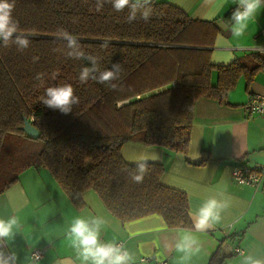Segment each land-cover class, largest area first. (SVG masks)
Instances as JSON below:
<instances>
[{"label":"trees","instance_id":"16d2710c","mask_svg":"<svg viewBox=\"0 0 264 264\" xmlns=\"http://www.w3.org/2000/svg\"><path fill=\"white\" fill-rule=\"evenodd\" d=\"M13 2L18 31L30 46L23 52L14 45L0 46V194L27 168L42 167L77 208L83 205L82 192L92 189L122 221L157 213L169 227L188 226L186 195L159 182L162 165L147 163L143 182L135 183L136 164L123 160L121 146L130 139L183 152L194 102L202 96L223 101L241 75L250 83L256 70L264 68V56L250 53L213 65L208 46L218 26L191 20L169 3L153 2L147 22L138 17L129 23L127 8L116 12L104 2L97 11V0ZM233 10L225 14L227 22H232ZM61 29L75 35L86 54L100 58L101 70L121 64L117 90L91 79L79 81L89 62L53 50L63 47ZM105 42L108 46L101 47ZM213 69L218 73L215 86L210 82ZM37 73L43 74L42 83L35 79ZM63 84L79 97L66 114L41 102L47 87ZM147 92L152 93L142 96ZM24 118L38 129L37 137L21 130ZM208 264H227L220 248Z\"/></svg>","mask_w":264,"mask_h":264},{"label":"crops","instance_id":"0c3cea01","mask_svg":"<svg viewBox=\"0 0 264 264\" xmlns=\"http://www.w3.org/2000/svg\"><path fill=\"white\" fill-rule=\"evenodd\" d=\"M174 5L191 20L215 23L219 31L210 49L213 65H227L235 59L247 57L255 45H264V8L247 22L242 34L237 26L227 22L225 14L237 7L238 0H153ZM218 73L211 70L210 82L215 86ZM241 75L223 101L202 96L193 105L187 148L174 152L160 146H147L127 140L120 149L129 164L141 156L156 155L163 172L159 182L185 193L188 226L169 227L163 218L152 213L122 221L106 209L92 189L82 192L83 205L77 208L64 193L50 171L30 167L19 174L18 180L0 194V219L16 217L20 227L16 235L3 247L15 252L17 264H30L31 254L40 249L38 264H68L75 261V250L67 237L68 226L76 217H102L106 226L105 241H123L133 255L134 264H142L143 256L167 259L170 264H208L213 253L224 244L227 264H242L243 256L264 259V178L257 188L241 186L231 177L236 166L264 165V115L249 116L243 109L251 95L264 94V68L256 70L250 83ZM203 162V163H199ZM223 192L228 207L212 229L192 234L198 250L178 251L175 242L184 230H192L190 212L198 209L210 195ZM235 247L243 249L236 254Z\"/></svg>","mask_w":264,"mask_h":264},{"label":"clouds","instance_id":"9594fccd","mask_svg":"<svg viewBox=\"0 0 264 264\" xmlns=\"http://www.w3.org/2000/svg\"><path fill=\"white\" fill-rule=\"evenodd\" d=\"M110 3L116 12L129 10L128 22L139 19L147 22L151 14L153 0H97V11L103 7V3ZM264 8V0H238V6L233 10L231 20L237 26V33L242 34L247 27V22L254 19L256 14ZM13 0H0V46L9 47L14 45L19 52H23L30 46L27 37L19 33V22L13 17ZM58 38L64 44L62 48H55L54 51H63L69 59L86 60L90 66L83 67L79 73V81L87 83L90 79L101 84H106L113 90L118 89L116 81L120 80L122 67L120 63L112 64L111 68L101 70L99 67L100 58L91 54H86L78 38L65 29L58 32ZM107 42L101 47L106 48ZM253 51L264 54V46L255 45ZM35 59V58H34ZM36 80L43 82V74L37 73ZM119 90H123L120 88ZM41 102L51 109H58L62 113H69L73 106L79 103V97L75 95V90L70 84L50 86L45 89V94ZM158 157L141 156L134 162L135 171L131 179L135 183H142L148 170L147 161L156 160ZM226 194L219 192L210 195L203 201L198 209L190 212L192 230H184L183 234L175 242L178 251L198 250V241L192 234L195 232H206L212 229L221 219V213L228 207ZM106 226V221L102 217L91 218L76 217L68 226L67 237L72 242L76 259L80 264H134L133 255L123 244L115 241H105L102 232ZM20 227L18 219H0V264H17L15 252L6 253L3 247L11 241L15 235V229ZM39 256L34 254L30 258V264H38ZM68 264H75V261H68ZM242 264H264V259H256L252 255L243 256Z\"/></svg>","mask_w":264,"mask_h":264},{"label":"built area","instance_id":"2783aa9c","mask_svg":"<svg viewBox=\"0 0 264 264\" xmlns=\"http://www.w3.org/2000/svg\"><path fill=\"white\" fill-rule=\"evenodd\" d=\"M172 85L174 84L172 83ZM243 109L249 116L264 115V94L251 95L244 103ZM231 177L238 185H248L257 188L261 179L264 178V165H254L252 167L236 166L232 169ZM118 243L124 245L123 241H118ZM234 252L241 255L243 253V249L235 247ZM34 254H38L40 259L42 251L37 249L31 254V256ZM140 261L142 264H170L167 259L158 260L155 259L153 255L143 256Z\"/></svg>","mask_w":264,"mask_h":264},{"label":"water","instance_id":"95a60500","mask_svg":"<svg viewBox=\"0 0 264 264\" xmlns=\"http://www.w3.org/2000/svg\"><path fill=\"white\" fill-rule=\"evenodd\" d=\"M24 124L21 127V130L25 132L27 135H29L32 138H35L38 136V129L34 127L26 118L23 119ZM228 248L230 251H232V246L229 244H224L221 252V256L224 257V254H226L225 249Z\"/></svg>","mask_w":264,"mask_h":264},{"label":"rangeland","instance_id":"374dc122","mask_svg":"<svg viewBox=\"0 0 264 264\" xmlns=\"http://www.w3.org/2000/svg\"><path fill=\"white\" fill-rule=\"evenodd\" d=\"M172 83H173V82H172ZM172 83H170L169 85H171ZM166 87H168V85H167V86L160 87V88L156 89V90L153 91V92L163 90V89H165ZM150 93H152V92H147L146 94H144V95H142V96L149 95ZM142 96H141V97H142ZM126 102H127V100H125V101H121V102H118V105L120 106V105H122V104H125Z\"/></svg>","mask_w":264,"mask_h":264}]
</instances>
